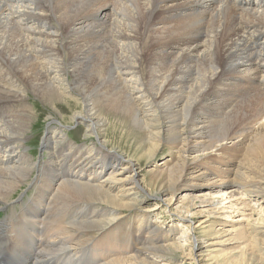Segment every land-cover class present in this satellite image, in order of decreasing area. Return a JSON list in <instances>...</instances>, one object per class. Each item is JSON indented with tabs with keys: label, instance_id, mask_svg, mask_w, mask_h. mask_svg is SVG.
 Returning <instances> with one entry per match:
<instances>
[{
	"label": "bare ground",
	"instance_id": "obj_1",
	"mask_svg": "<svg viewBox=\"0 0 264 264\" xmlns=\"http://www.w3.org/2000/svg\"><path fill=\"white\" fill-rule=\"evenodd\" d=\"M24 93L51 111L47 158L37 163L21 150L32 116ZM109 110L141 132L135 160L106 148L115 143ZM75 124L84 144L64 137ZM163 127L173 130L166 140ZM162 143L175 150L172 164L139 175L133 162ZM190 150L202 155L185 158ZM34 174L32 196L0 222V264H177L183 247L223 234L263 251L264 215L254 212L259 228L248 239L234 236L253 226L252 210L237 227L223 225L249 198L264 203V0H0V203ZM104 174V183L126 184L113 193L96 183ZM205 182L218 192L232 185L202 195L212 214L226 215L216 234L192 230L181 246L170 241L177 227L132 211L145 194L169 205L180 198L185 221ZM205 245L198 256L213 243ZM240 258L264 264L246 250Z\"/></svg>",
	"mask_w": 264,
	"mask_h": 264
},
{
	"label": "rangeland",
	"instance_id": "obj_2",
	"mask_svg": "<svg viewBox=\"0 0 264 264\" xmlns=\"http://www.w3.org/2000/svg\"><path fill=\"white\" fill-rule=\"evenodd\" d=\"M110 10L113 9V7L108 6ZM111 12V11H108ZM154 29L159 28V25H154ZM28 94V93H27ZM27 94H22L24 96L23 102L25 105L29 107L31 110L32 116L30 123L28 125L27 133L25 134V140L23 142L22 146V152L29 157V160L32 161V163H37L39 161L46 160L47 153L43 149V138L47 133L48 128V122H51L52 120H48L50 117L51 111L47 109V107L42 104V102L36 98L33 95H29L27 97ZM62 115H64L65 119L67 120L63 124L69 123L70 116L66 113L65 110L60 111ZM110 114L108 116V120L111 124V127H115V143L107 144V149H113L115 152L119 153L123 156V159L129 160L135 158H129V156H132V149L135 150V147H137V150L141 148L140 146V140H141V132L132 130L128 131L127 126L124 122H122V119L119 117H116L113 115V111L109 110ZM38 116L36 117V115ZM206 114V111L203 113L200 110L195 112V115L204 116ZM53 117L54 114L52 113ZM149 114V118L151 117ZM154 116V114L152 115ZM52 117V116H51ZM54 119V118H53ZM55 120V119H54ZM60 120V119H56ZM56 123V121H55ZM62 123V121H61ZM110 124L108 127H110ZM58 126V125H57ZM106 127V128H108ZM105 128V129H106ZM64 130V137L68 140L73 142L74 144H84V135H85V128L78 127V125H71L69 127L65 128ZM154 131H157L156 129ZM161 138L165 139L168 135L172 134V129H169L168 127H163L161 130ZM109 134L112 135V133L109 131ZM109 135L110 141H112V137ZM184 136V135H183ZM104 138L100 140L102 142ZM154 142V141H152ZM204 142V141H202ZM200 146L204 147V143H200ZM114 145V146H113ZM148 146H145L143 148V152L145 150H148ZM159 150L156 153V155L148 159L147 161L139 159L134 161V164H137V171L139 175L144 174L147 171V166L150 163H154L157 166H161L164 163L172 164L173 161V154L175 153V150H169L167 146H164V144L159 145ZM199 146V145H198ZM116 149H119L116 150ZM202 155V152H199L198 150H190L183 156L185 158L192 157L193 155ZM234 162H238V160H234ZM141 166V168L139 167ZM235 174V173H233ZM126 175V174H125ZM125 175H120L121 177H124ZM106 174L102 175L100 179L96 183H101L106 187H109L113 193H118L119 189H121L122 185H125L126 183L121 184H109L104 183ZM233 177V176H231ZM35 178V174L32 176L31 180H28L24 185H22L20 188H18L15 193L12 194L9 201L3 205L0 203V222L3 221H10L11 219H15L16 216L19 214L20 207H22L21 203L25 202L28 198H30L33 194L32 192V180ZM146 183L149 185L152 181L149 180L148 176H145ZM206 186L201 189L197 188V191L195 192V195H199L200 198H197L196 200H193V202L190 203L189 210L190 214L188 215L187 220L182 221L180 218L176 215V206H180L182 199L178 198L169 205L168 202L164 201L162 198L154 197L153 195L150 196L148 194H145L144 201L142 202V205L134 206L132 208V211L135 213L139 212H145V214H148L147 212L151 213V223L155 225L156 223H159L162 225V230H166L168 227H177V230L174 233H171V240L170 241H177L178 244L181 246L184 245V238L183 237H190L192 234V230H195L197 235H207L208 232H212L213 234L217 233L219 225H223L222 222L226 219L225 214L220 215L219 212L217 214L215 213L214 209L215 207L211 204V201H209V197L211 195H216L217 193L222 194L224 191H228L232 188V185H222V189L218 192L216 190H210L208 189L207 182ZM28 184V185H27ZM31 185V186H30ZM207 194L209 197H203L202 195ZM31 195V196H30ZM248 202V209H243V206H240V210H236V212L231 216V219L233 220H227L225 221V225H223V231L226 229H232L229 227H237L241 223L234 222L236 219H240L242 215H249L250 210L253 212V221L250 219V223L253 226H245L246 227V233L243 235L235 234L234 237H252V233L250 230V227L253 228H259V225L256 222H254L258 215H254L257 212L260 215H264V203L259 204L260 200H255L253 197L249 198L247 200ZM153 207L156 208V210H153ZM14 208L15 210H13ZM151 211H148L150 210ZM123 215L128 216L131 215V212L128 211V209H123ZM251 212V213H252ZM217 217V218H215ZM9 218V219H8ZM4 219V220H3ZM8 219V220H7ZM244 219L246 220L247 217L245 216ZM218 221V222H216ZM214 222H216L214 224ZM246 221L243 223L245 224ZM214 224V226H213ZM185 228H188L189 230L185 233V235L182 234L183 230ZM261 232H264V227L259 228ZM207 232V233H206ZM222 232V231H220ZM5 236V234H3ZM146 235V234H145ZM183 236L182 238L180 236ZM3 237V236H0ZM219 237L217 239H213ZM228 239V240H227ZM230 237H226L224 234L217 236L212 235L210 237H206L205 241L207 243H213L210 247L207 248V252H202L201 256H198V253H200L201 250H203V247L206 246L207 243H198V247L194 248L192 251L188 247H183L181 250L177 251V264H232L234 262L238 264H247L246 258L241 260L240 254L244 250L247 251V254H252L256 258H259L260 260L264 261V246L261 248L263 251L259 250L257 247L250 245L249 240H246L245 238L243 240L235 239L234 241L230 240ZM209 250V251H208ZM168 258V257H166ZM256 263V262H255ZM252 263V264H255Z\"/></svg>",
	"mask_w": 264,
	"mask_h": 264
}]
</instances>
